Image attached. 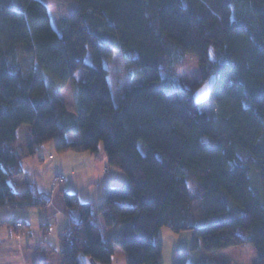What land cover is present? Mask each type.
Segmentation results:
<instances>
[{
	"label": "trees",
	"instance_id": "16d2710c",
	"mask_svg": "<svg viewBox=\"0 0 264 264\" xmlns=\"http://www.w3.org/2000/svg\"><path fill=\"white\" fill-rule=\"evenodd\" d=\"M76 2L54 27L43 1L0 0V207L50 204L32 181L14 184L40 145L100 159L102 144L127 181L107 186L99 203L62 192L60 264H111L117 248L127 264H162L161 227L191 231L192 249L204 252L249 244L264 264V0ZM115 50L141 78L117 104L104 64ZM187 54L201 75L189 87L172 70ZM212 74L208 116L194 92ZM71 81L75 112L58 96ZM17 221L24 230L15 217L0 225L17 231ZM187 258L176 251L173 264Z\"/></svg>",
	"mask_w": 264,
	"mask_h": 264
},
{
	"label": "crops",
	"instance_id": "0c3cea01",
	"mask_svg": "<svg viewBox=\"0 0 264 264\" xmlns=\"http://www.w3.org/2000/svg\"><path fill=\"white\" fill-rule=\"evenodd\" d=\"M67 138L72 141L78 136L68 134ZM97 155L100 159L89 151H59L55 141L50 140L40 145L35 155L22 160L23 173L15 179L16 188L21 190L27 181H32L38 190L51 194V202L43 209L0 207V221L15 217L27 224L20 241L13 227L0 225V264H60L58 233L67 221L62 192H75L82 202L99 203L107 186L127 181L119 169L108 166L105 154ZM59 173L65 179L54 188L53 177ZM43 223H50L46 231L40 227ZM186 242L189 244L182 250L191 249L190 238ZM116 255L127 264L126 254L120 248L116 249L111 264L119 260Z\"/></svg>",
	"mask_w": 264,
	"mask_h": 264
},
{
	"label": "rangeland",
	"instance_id": "374dc122",
	"mask_svg": "<svg viewBox=\"0 0 264 264\" xmlns=\"http://www.w3.org/2000/svg\"><path fill=\"white\" fill-rule=\"evenodd\" d=\"M43 1L48 8V12L51 17V23L54 27L58 26V16L62 13L70 12L74 9L77 2L76 0H41ZM90 60V53H88L86 61ZM105 66L108 69V82L111 89L112 98L115 104H117L118 99L123 95L132 85L138 84L141 82L140 77H129L127 74L126 62L120 52L115 50L111 57L105 59ZM172 70L178 77L179 82L184 86H192L195 82H201V75L198 68V58L194 55L187 54L181 61L175 62ZM85 71L79 70L75 74V79L77 82L81 81L84 78ZM77 84L75 82H68L62 89L59 91L58 96L64 100L67 108L70 111H78L76 104L77 100ZM200 109L205 111L208 116L216 114L212 110L210 102L203 103L200 105ZM98 153L102 156L104 155L103 145L100 144ZM252 181L256 176L257 181H253V187L256 193L260 196H263V190L261 181L258 176V172L255 169H251ZM60 174V173H59ZM58 175V174H56ZM54 175V177L56 176ZM53 177V180H54ZM53 184V182H52ZM254 184L256 186H254ZM94 185L95 184H91ZM54 188H58L53 184ZM234 208V207H233ZM16 237L20 241L21 233L23 231L21 225L17 226ZM158 237L163 242L162 248V264H173L174 256L176 251L186 252L188 255L186 264H213L215 261L218 264H256L257 257L253 247L249 244L242 246L228 247L225 249L204 252L199 249H192L193 245V235L191 231H184L180 233H175L167 227H161L158 231ZM190 238L191 249L182 250L189 243H185V239ZM118 258L120 257L119 255ZM212 261V262H211ZM114 264H124L123 257H120L119 260Z\"/></svg>",
	"mask_w": 264,
	"mask_h": 264
},
{
	"label": "water",
	"instance_id": "95a60500",
	"mask_svg": "<svg viewBox=\"0 0 264 264\" xmlns=\"http://www.w3.org/2000/svg\"><path fill=\"white\" fill-rule=\"evenodd\" d=\"M215 75L209 76L194 92V99L197 104L202 105L209 101L214 85H215ZM83 264H99L93 259L85 257L83 259Z\"/></svg>",
	"mask_w": 264,
	"mask_h": 264
},
{
	"label": "built area",
	"instance_id": "2783aa9c",
	"mask_svg": "<svg viewBox=\"0 0 264 264\" xmlns=\"http://www.w3.org/2000/svg\"><path fill=\"white\" fill-rule=\"evenodd\" d=\"M64 179H65V175H64V174H58V175H56V176L54 177L53 184H54L55 186H59L60 184L63 183ZM16 225H17V226H20L21 223H20L19 221H17V222H16Z\"/></svg>",
	"mask_w": 264,
	"mask_h": 264
}]
</instances>
